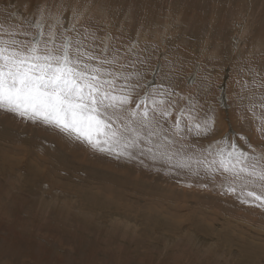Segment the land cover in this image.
Listing matches in <instances>:
<instances>
[{
    "label": "rangeland",
    "instance_id": "374dc122",
    "mask_svg": "<svg viewBox=\"0 0 264 264\" xmlns=\"http://www.w3.org/2000/svg\"><path fill=\"white\" fill-rule=\"evenodd\" d=\"M56 16L84 52L211 118L200 134L164 123L171 152L211 160L223 140L264 155V0H0V33L25 40ZM133 155L0 111V264H264V208L219 175Z\"/></svg>",
    "mask_w": 264,
    "mask_h": 264
},
{
    "label": "snow or ice",
    "instance_id": "6c2138e0",
    "mask_svg": "<svg viewBox=\"0 0 264 264\" xmlns=\"http://www.w3.org/2000/svg\"><path fill=\"white\" fill-rule=\"evenodd\" d=\"M53 20L47 32L44 23L36 21V34L24 32L29 36L25 40L14 33L7 38L0 33V111L51 127L74 143L118 159L146 152L153 160L193 170V174L202 169L213 179L219 175L225 194L264 208V155H251L223 140L214 153H208L211 160L171 152L174 141L164 123L171 119L172 134L179 135L187 117L185 130L200 134L209 129L211 118L202 124L192 115L195 106L189 112L176 109L175 97L187 98L174 86L160 84L146 90L139 72L113 70L115 59H98L84 52L79 41L74 44L72 37L59 31V16Z\"/></svg>",
    "mask_w": 264,
    "mask_h": 264
},
{
    "label": "bare ground",
    "instance_id": "6f19581e",
    "mask_svg": "<svg viewBox=\"0 0 264 264\" xmlns=\"http://www.w3.org/2000/svg\"><path fill=\"white\" fill-rule=\"evenodd\" d=\"M8 126V125H7ZM15 129V128H14ZM47 131V130H46ZM34 133V132H33ZM32 133V134H33ZM66 142V141H65ZM58 144V143H57ZM71 146V145H70ZM70 149V148H69ZM77 151V150H76ZM86 151V150H85ZM85 155V154H84ZM4 156V155H3ZM44 160V159H43ZM25 161V160H24ZM63 161V160H62ZM8 162V161H7ZM73 162V161H72ZM80 162V161H79ZM15 167V166H14ZM57 168V167H56ZM26 174V173H25ZM22 175V174H21ZM122 176V175H121ZM156 178V177H155ZM69 181V180H68ZM81 182V181H80ZM42 186V185H41ZM134 191V190H133ZM209 198V197H208ZM140 201V200H139ZM211 209V208H210ZM60 213V212H59ZM224 213V212H223ZM222 214V213H221ZM47 218V217H46ZM18 219H20V218H18ZM24 222V221H23ZM146 222V221H145ZM22 224V223H21ZM78 224V223H77ZM194 225V224H193ZM30 226V225H29ZM34 226V225H33ZM138 228H139V226H138ZM155 228H157V227H155ZM221 235V234H220ZM64 240V239H63ZM71 248V247H70ZM206 257V256H205ZM256 260V259H255ZM259 261V260H258Z\"/></svg>",
    "mask_w": 264,
    "mask_h": 264
},
{
    "label": "crops",
    "instance_id": "0c3cea01",
    "mask_svg": "<svg viewBox=\"0 0 264 264\" xmlns=\"http://www.w3.org/2000/svg\"><path fill=\"white\" fill-rule=\"evenodd\" d=\"M35 31H36V30H34V31L32 32V34H33V35H35V34H36V32H35ZM127 58H128V57H126V58H125V60H123V61H124V62H125V61L127 62V61H128V59H127Z\"/></svg>",
    "mask_w": 264,
    "mask_h": 264
}]
</instances>
